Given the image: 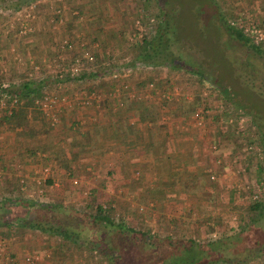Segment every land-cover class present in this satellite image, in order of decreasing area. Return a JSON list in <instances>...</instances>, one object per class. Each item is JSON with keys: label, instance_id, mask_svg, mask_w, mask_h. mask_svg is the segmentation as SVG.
<instances>
[{"label": "rangeland", "instance_id": "obj_1", "mask_svg": "<svg viewBox=\"0 0 264 264\" xmlns=\"http://www.w3.org/2000/svg\"><path fill=\"white\" fill-rule=\"evenodd\" d=\"M3 1L0 0V22H5L6 28L4 33H1L0 38L2 37L5 45L2 57L6 59V63H8L7 59L9 60L7 79L11 81L15 77H20L18 82L27 79L34 81L40 79L39 81H41V85L44 86L43 89H46V91L49 89L48 87H55L56 85L60 87L68 85L72 90H75V88L81 89L80 82L75 83V81L67 78H55L51 76L48 72V67H45L42 62V59H49L51 57L64 60L70 55L68 51L57 47V43L61 38L72 36L84 39L90 45L99 42V45L96 46H99L102 50L108 46L102 36L95 30V27L92 29L90 23H88L89 19L86 18H88L89 11L97 12L98 15L102 16L101 21H106L105 28L102 27L99 31L102 33L105 30L111 31L108 39L114 42L110 43L113 44L115 55L117 54L114 61H120L124 57L129 58L133 54V40L129 37L133 30L132 19L136 8L142 7L144 10L152 13L159 23L157 27L162 29L165 23L160 20L161 17L158 16V10H160L159 6L164 7L166 5V9L170 13L168 20L172 23L174 22L176 26L173 39L166 42L168 46L166 55L172 56L174 59H189L188 63L190 65L187 68H191L192 71L174 68L167 73L163 68L164 65L160 64L159 66H162V68H159L157 73L158 75H162L161 73L164 71V75L159 76V83L163 84L168 81L169 84L177 85L178 89H181L184 94L189 96V98L185 97V99L193 102L190 104L192 108L206 102L212 108L214 107L215 114L206 124L207 130L209 129L208 137L206 138L208 141L207 145L209 147L211 141L219 142L220 140L231 149V152L227 155L241 148V143L240 138L238 139L236 134H232L233 132L228 133L231 131V127L228 123H225L227 122L226 117L230 112L236 114L237 110L242 111L250 121V125H252L251 130L248 132L253 131L252 137L255 136L256 142L260 147L259 155L250 153V156L243 160V173L234 170L231 164L227 166L225 163L218 165L215 162V156H210V160H206V157H203L204 161L208 163V165L205 164L207 169L209 165L213 166L210 171L208 169L203 174L208 175V179L213 182L209 183V189H205L207 193L203 191V193H199L201 195H196L195 201L190 197L192 199L189 200H192L195 204H190V202L189 204L184 203L187 195H190L192 192L189 189H185L190 188V184L185 188H176L174 189L175 191H167L168 189H166L162 197H166L167 199L163 200V203H160L159 201L154 202L153 198H150V195L153 196L154 185L144 188H136L135 186L137 185L133 187L129 186L133 179H131V175L128 176L127 180L122 179L119 181V183L128 182V185L112 187V184L116 185V181H113L106 174L107 178L110 179L105 182L101 179L104 177L102 172L94 171L91 175L85 174V177V175L80 174L83 171L69 170L70 178H77V183H71L79 186H72L76 192L72 193L71 198L63 202V205L73 206L74 210L70 211V213L76 211L83 216L85 213L89 214V212L93 211L98 201L105 205L111 204L114 205V211H110L111 216L115 220L122 217V220L134 226L135 229L147 230L151 235L155 236L165 234L176 237L188 236L196 242H194L195 244L192 242L190 253L188 254L180 248V250L173 249L172 252H169L170 249L166 246H160V248L149 246L141 239L127 235L124 232L116 231L117 228L115 227L109 226L99 230L98 228L102 227L98 226L95 229L89 230L91 234L87 231L89 238H92V241L96 242L97 246L103 244L104 247L114 250L112 258L114 264H143V261L147 259L160 264H172L173 259L175 263H179L180 257L190 256L193 260V257H199L201 251L205 250L207 252L209 248L213 249L217 247L218 252L221 251L219 242L224 237H226V243L228 244L226 251L230 253L231 249L236 250L239 254L244 255V257L247 256L248 259L238 262L223 260L219 264H264V254L259 256L257 254L252 255L254 248H258L264 243V207L261 210L262 212L249 207V203L253 200L264 201V171L259 173L257 169L258 164H264V99L258 96L261 94L260 91L264 93V85L258 86L260 90L257 89L256 93L258 95L255 98L253 96L250 98L249 94L241 89V81L244 77L231 76V65L229 63L225 65L224 61L219 59L220 55L218 51L209 42L210 36L209 38H202L200 32L195 27V18L200 15L201 10L203 11V22L207 21L210 24V20L212 19L210 13H213L216 17L218 14L217 9H219L227 19H232V22L245 21L246 31L252 35L254 41L264 45V0H214L215 4L211 0H165V3H163L164 0H108L106 1L108 6L104 5L103 0H29L16 7L12 6L13 0H9L11 4L8 5H4ZM119 1L124 4H122L120 9L116 11V15L111 19V10L115 12V6H117V2ZM19 6L22 8L21 15H23V21L28 22L31 27L30 30L23 34L16 33L14 28V24H17L18 20H16L13 12ZM57 8L60 9L58 17L55 15V9ZM84 8L88 10L87 13ZM100 8L102 12H100ZM124 8L130 11V13H124L126 12ZM106 9L109 14L106 13ZM194 9L197 11L193 12ZM62 13H64V18L62 17ZM66 16L67 19H70V22L67 24L63 22ZM70 23L74 26L72 25L71 27ZM209 33L213 34L211 30ZM99 38L102 39L103 44L98 40ZM236 45L239 51L242 52L247 48L241 43H236ZM102 54L104 56V53ZM18 58H20V62L17 61ZM216 59L220 60L219 65L212 64L213 61L217 62ZM33 63L39 64L37 70L33 67ZM251 68L254 69L255 65L252 64ZM257 68L264 69V60H261V65L258 64ZM196 69L201 70L205 76L204 79L201 80L197 74L193 73V70ZM136 72L139 73L141 71ZM10 76L12 78H9ZM147 77L148 79H155V74H150ZM99 81L101 80L96 81L91 78L84 80L83 83L88 85ZM104 83L107 85L109 81L106 79ZM205 86L214 87L215 91L213 90V93H210L209 97L201 95ZM76 108L79 111L82 107ZM64 110L59 114L60 121L63 116L65 117V115L76 111L74 108H69L68 111L66 110L67 114L63 115ZM42 114L46 117L43 112ZM123 114L127 116V111L123 112ZM38 119L41 120L40 117ZM47 121L45 119L48 131V128L51 129L55 125L49 126V121ZM30 123L35 126L32 120H30ZM37 125L39 127L38 123ZM225 126L227 130L221 131L220 127L225 128ZM206 134L201 135L205 137ZM208 152H212L210 148ZM208 152H205L207 157ZM223 155L225 156V154ZM224 156L223 158H225ZM122 158H129L131 160V155H123ZM190 158L192 159V157ZM126 169L130 171L131 165L127 163ZM210 173L214 174V178H210ZM133 175L135 177L138 176L136 172H133ZM64 181L69 180L65 179ZM93 181L109 185V187L101 188L97 191L96 195L103 197L100 200L95 195H92L89 188L95 185ZM88 184H91V186ZM257 186L259 189L258 198H254L252 193L253 189H256ZM177 193L186 196L183 199ZM199 196L202 198L199 199ZM37 199L39 200L40 198L38 197ZM37 203L40 202L37 201ZM5 207L4 204L0 203V217L3 213L1 211ZM14 207L12 206L11 209H14ZM84 210H86L85 213L83 212ZM37 211L39 213L44 212L41 207H38ZM54 214L55 216H62V214ZM10 224H12L10 227L9 225L5 226L10 229H16V226H19L13 219H11ZM242 229L243 231H240ZM53 236L58 238L55 235ZM66 242L69 243V246L71 244L78 246L77 249L82 251L81 255L84 257L85 264H110L109 258L104 253H101L97 246L90 247L94 243H84L80 239L74 242L73 240ZM183 251H185L184 254H182ZM51 255L52 253L48 252V256L46 257L51 258ZM195 261L197 262L198 258L197 260H193V262ZM214 263L211 262V264Z\"/></svg>", "mask_w": 264, "mask_h": 264}, {"label": "crops", "instance_id": "obj_2", "mask_svg": "<svg viewBox=\"0 0 264 264\" xmlns=\"http://www.w3.org/2000/svg\"><path fill=\"white\" fill-rule=\"evenodd\" d=\"M106 1L108 0H103V3L108 6ZM122 4L124 3L121 1L117 2L115 12L111 10V19L116 15V11L120 9ZM85 11L88 12L87 9ZM55 15L58 17L59 13L55 12ZM84 16L86 17V15ZM62 17L64 18V13H62ZM101 17L90 18L88 16L86 19H89L88 23H90L92 29L95 27L98 34L102 36L105 43L108 44L106 46L108 48L105 47L102 50L99 46H96L99 45V42L91 45L87 43V45L92 48L93 63L95 61L96 65L106 67L108 66L107 63L115 60L117 54L114 53L113 44H110L114 42L108 39L111 31L105 30L103 33L99 31L102 27L105 28L106 25V21H104V24ZM69 20L66 16L63 22L67 24L70 22ZM5 28L6 23L0 22V33H4ZM76 40L78 41V39ZM98 40L102 44L104 43L101 38ZM4 46L1 37V56L4 54ZM75 50H78V47H75ZM102 53H104V56ZM3 60L6 68L0 74V81H8L9 60L7 59L8 63H6V59ZM164 70L168 73L166 67ZM150 74H155L154 80L159 89L173 86L168 81L160 84L158 78L164 75V71H162V75H158L157 70L151 69L143 70L142 73L134 72L131 75L130 81L133 88L140 93L147 91L146 85H140L138 81L139 78H143L145 81ZM143 75L144 77H142ZM9 78H12V76ZM18 79L20 77H15L11 81L18 82ZM103 80L106 79L103 78ZM108 85L107 83L106 87L94 88L99 92L97 104L83 106L79 111L74 107L76 111L71 114H67L68 109H66L67 111L64 110L63 115L67 114L68 116H63L62 120H59L54 127L48 128L46 143L37 147L34 151H28L22 145V134L17 118L13 121L9 120L8 116L10 114L5 109H0V203L6 206L1 211L3 213L0 219L10 217L14 220L10 216V209L15 205L14 202L18 198L26 197L36 202L43 201V203L49 204H63L66 200L68 201L72 193L76 192L72 186H79L71 183L69 170L83 171V173H80L83 176L85 174L91 175L94 171L102 172L105 179H101L107 182L110 178H107L106 174L109 177V168L116 164L122 174L131 175V179L133 178L129 186L137 185L136 188H144L154 185L153 196L150 195V198H153L154 202L159 201L160 203L167 199L162 197L166 189H168L167 191H175L176 188H185L189 184V180H194L192 186L195 185V191L187 195V199L185 198L186 195L177 194L182 196L181 198H185V204H189V202L195 204L189 199L193 198V201H195L196 195L203 193L208 188L209 183L213 182L208 179V175L203 174L204 171L207 172L208 169L210 171L213 167L209 165L207 169L206 165L208 163L203 159V157H206V160H210V156H214V153L208 152L209 147L206 138L209 129L207 130L206 127L205 131L201 132L193 124L190 114L194 107L192 108L190 105L192 102L189 99H185V97L189 98L188 95L180 89V94L172 95L164 101L157 100L153 94L151 97L139 99L125 97L123 104L120 106L112 98L104 97L105 91L109 88ZM41 86L44 88L43 85ZM48 88L47 91L42 89L43 92L57 91L59 94L69 95L72 91L68 85L58 89L52 86ZM136 102L154 105L158 112L156 120L151 118L138 119L134 108ZM16 107L17 104L12 108V111ZM125 111H127V114L131 112V118L129 117L131 125L122 128L123 135H119L120 130L117 119L124 115L123 112ZM2 116L3 118H1ZM45 119L48 120L47 117ZM30 120L34 122L36 127L38 126L37 123L40 126L41 120L37 117H30ZM49 126L52 125L49 124ZM204 133H207L205 137L201 135ZM215 137L218 138L216 135ZM201 138L202 140H200ZM216 142L219 145V152L225 154L226 157L231 149L220 140ZM205 152L209 153L208 157ZM123 155H131V160L129 158L123 159ZM196 157L198 158L196 159ZM127 163L131 165V173L126 169ZM44 166L48 168L46 179L43 183L36 184L34 178L40 175ZM84 169L89 170L84 171ZM133 172H136L138 176L135 177ZM20 178H24L23 189L19 188ZM65 179L69 181H64ZM115 181L116 185L112 184V187L128 185V182L119 183L120 179ZM94 183V186L88 184L91 186L89 188L93 187L98 191L101 188L109 187L107 183ZM80 187L82 188L81 184ZM205 192L207 193V191ZM29 193L32 195H28ZM101 198L103 197H98L99 200ZM201 198L199 196V199ZM206 199L208 198L206 197ZM175 201L177 202V200ZM10 225L12 224L9 223V227ZM9 227L0 225V230L6 231L2 236L7 237L8 250L11 255L16 257V264H24L22 256L31 252H38L40 255L33 264H85L84 257L81 255L82 251L77 249L78 246L73 244L69 246L68 242L55 238L53 233L23 226H16V229H10ZM48 252L52 253L51 258L46 257Z\"/></svg>", "mask_w": 264, "mask_h": 264}, {"label": "trees", "instance_id": "obj_3", "mask_svg": "<svg viewBox=\"0 0 264 264\" xmlns=\"http://www.w3.org/2000/svg\"><path fill=\"white\" fill-rule=\"evenodd\" d=\"M29 0H13L12 6L16 7L21 3L28 2ZM214 2V0H211ZM4 5L11 4L9 0L3 1ZM215 4V2H214ZM159 13L158 16H160V20L165 23V26L162 27V29H159L157 25L159 24L157 21H155V25L152 27L153 31L149 33L151 34H144L139 40L132 41L134 46H132L133 54L128 59V63L133 66L136 61L143 62V63H149V64H155L160 65L164 64L166 69L171 70L174 68H183L192 71L191 68H187V66L190 65L188 63L189 59L186 60L184 58L174 59V57H169L166 55L167 50V41L173 39V35L176 31L175 23L165 19L163 16V7L159 6ZM217 9V7H216ZM124 13H130V11H127ZM101 12V8H100ZM219 19L222 20L220 22V25L218 28L224 33L229 35L231 38L236 39L239 43L246 46L247 48L253 50L255 53H257L259 56H261L264 59V45H261L260 42L254 41L252 35L248 33L245 29V21H231L232 19H227L223 13L217 9ZM107 14H109L106 11ZM90 18H95L96 16H100L97 14V12L89 11L88 13ZM109 16V15H108ZM101 17V16H100ZM224 31H223V30ZM165 41V42H164ZM168 57V58H167ZM96 62L94 61L93 64ZM108 66L104 67L102 65H93V69L82 72L79 75H75L72 79L75 81V83H81L80 88L85 90H91L96 89L99 87H105V81L103 80L102 75H105L108 72V67L110 66V62L107 63ZM193 73L197 74L199 78L202 80L205 78L204 74L201 72V70L196 69L193 70ZM93 79V80H101L99 82H94L86 85L83 83L84 80L87 79ZM129 81L131 80V76L128 78ZM40 80V79H39ZM139 84H145V81L143 78H139ZM83 83V84H82ZM202 88V87H201ZM41 86V81H34V80H22L19 82L10 83L9 87L7 88L8 93L11 96H14L16 98V104L17 107L11 110L8 116L9 120H14L17 118L19 121V127L22 134V145L28 150V151H34L37 147L42 146L46 142V133L47 131V123L45 122V116L42 114L40 109L37 108V103H35V99L37 97H40L45 92H43ZM78 88H75V90ZM73 92V90L71 91ZM70 92V93H71ZM124 100V99H123ZM110 103V101H109ZM193 103V102H192ZM135 114L138 119L143 118H151L155 119L157 118V109L154 105H147L143 103H135ZM38 114V115H37ZM128 115V114H127ZM30 117L32 118H41V126L35 127L31 125L30 123ZM131 112L130 115H122L118 117L117 124L119 126V135H123V129L127 125L128 127L131 125ZM3 118V116L1 117ZM118 165H113L109 168L108 174L109 177L115 181V180H127L129 178L127 175L122 174L120 168H118ZM257 169L260 172L264 171V164L260 163L257 165ZM121 174V175H120ZM118 178V179H117ZM189 184L191 185L189 191H195V185L192 186L194 180H189ZM156 189V187H155ZM92 195H96L97 189L96 188H90ZM14 209H10V216L11 218H14V220L17 222L19 226L23 227H29V228H36L43 232H50L53 233L55 236H58V238L61 239V241H68L73 240L76 241L80 239V241L87 243L91 242L94 243L92 246H97V243L92 241V238H89L87 231L91 234L89 230L95 229L98 226L102 228H98L99 230L105 229L106 227H115L117 228L116 231L118 232H124L127 235H131L132 237L141 239L144 241L145 244L149 246H154L156 248H160V246H166L170 249L169 252H172L173 249L177 250H185L186 253H190V247L196 242L191 237H182V236H173L169 234L165 235H151L147 230L139 229L134 226H131V224L127 223L125 220H122V217H119L117 220H115L112 216L110 211H114V205L111 204H102V202L98 201L93 211L89 212V214L85 213L86 210L83 212L85 215L82 216V214L77 213L76 211L70 213V211H73V206H67L63 205L62 203H37L34 200L25 198H18L15 202ZM37 206V207H34ZM38 207H41L44 212L39 213L37 211ZM249 207L251 209H257L259 212L264 207V201L259 200H253L249 203ZM32 208V210H30ZM46 211V212H45ZM262 212V211H261ZM54 213L62 214L59 216H55ZM83 213V214H84ZM119 214V213H118ZM11 219L9 218H1L0 219V225H9ZM240 231H243L240 230ZM5 230H0V235L5 234ZM223 240L219 242V246L221 248V251L218 252L217 247L209 248L207 252L204 250L201 251V254L198 258V261L193 262V260H197L196 257H193V260L190 257H180L179 263H175L173 259L172 264H211V262H215L214 264L222 263L223 260L225 261H242L248 259L247 256L244 257V255L239 254L236 250H232L229 253V251H226L228 248V244L226 243L227 239L226 237L222 238ZM192 240V241H191ZM195 242V243H194ZM199 243V242H198ZM197 243V244H198ZM98 250L101 253H104L109 259L110 264H114L112 262V258L114 256L113 249L112 248H106L104 245L97 246ZM180 248V249H179ZM183 251L182 254L185 253ZM199 253V252H197ZM251 254V252H250ZM257 254L263 255L264 254V243L258 248H254L252 251V255ZM178 255V254H177ZM190 258V259H189ZM224 261V262H225ZM143 264H160L156 263L153 260L147 259L143 261Z\"/></svg>", "mask_w": 264, "mask_h": 264}, {"label": "built area", "instance_id": "obj_4", "mask_svg": "<svg viewBox=\"0 0 264 264\" xmlns=\"http://www.w3.org/2000/svg\"><path fill=\"white\" fill-rule=\"evenodd\" d=\"M21 11L22 8L19 6L15 8L13 12L16 20H18L17 24H14L15 31L18 34H23L31 28L28 22L23 21V15H21ZM55 11L59 13L60 9L57 8ZM155 21L156 19L152 13L144 10L142 7L136 8L132 19L133 30L129 38L133 41L139 40L145 33L148 34L152 30ZM76 39H78V41ZM76 39L71 36H66L58 41L57 47L70 53L66 59L59 60L56 57L42 59L45 67H48L47 69L51 76L55 78H67L70 80L75 75H79L82 72L93 69L92 48L88 47L89 45H87V41L84 39ZM75 47H78V50H75ZM128 59L129 58H124L120 61H110L108 72L105 75H102L103 78L109 81V88L105 91V98H112V100L116 101V104L120 105L123 103V99L125 97H135L136 99H139L151 97L153 94L157 100L164 101L168 100L172 95L180 94V89H178V87L175 85L169 86L166 89H159L154 79H145V85L148 89L147 91L141 93L136 91L131 85V81L128 79L134 72H142L143 70L146 71L151 69L158 70L159 68H162V66L138 61H136L133 66H131V64L128 63ZM19 60L20 58L17 59L18 62H20ZM33 67L37 70L39 68V64L33 63ZM5 68L4 60L0 55V74L5 70ZM163 68H165V65ZM142 77H144V75ZM10 83H12V81H0V109H5L8 113L11 112L12 108L16 104V98L11 96L7 90ZM59 87V85H56L54 88L58 89ZM213 90V86H205L201 92V95L203 94L209 97V94L213 93ZM98 99V90L76 89L73 90V92H71L69 95L59 94L57 91L45 92L43 95L35 99V103H37V107L46 115L49 124L56 125L59 121V114L64 109L97 104ZM214 114V107L212 108L211 105L206 102L195 106L191 111L190 116L192 118L193 124L199 129V131L204 132L206 123L210 121L209 119L213 118ZM223 115L225 116V114ZM226 118L227 122L225 123H228L231 127V131L228 133L233 132L232 134H236L237 138H240L241 148H238L230 155H226V157L219 152V145L216 141H211L209 143V148L212 153H214V156L216 157L215 162L218 165L225 163L227 166L231 164L234 167V170L243 173V160L248 158L250 153L259 155L260 147L256 142L255 136L252 137L253 131L250 133L248 132L251 130L252 125H250V121L242 111L237 110L236 114L230 112ZM220 128V130L223 132L227 130L226 126L225 128ZM223 156L225 158H223ZM47 174L48 168L46 166L42 167L40 175L34 178L35 183H43ZM209 176L210 178H214V174L212 173H210ZM71 181L73 183H77V178L74 177L71 179ZM23 186L24 178H20L19 188L23 189ZM258 192L259 189L257 186L256 189H253L252 196L254 198H258ZM28 195L32 194L29 193ZM39 256L40 255L38 252L25 253L22 256V261L24 264H33L39 258ZM11 262L16 264L17 259L14 255H11V252L8 250L7 237L0 235V264H10Z\"/></svg>", "mask_w": 264, "mask_h": 264}, {"label": "flooded vegetation", "instance_id": "obj_5", "mask_svg": "<svg viewBox=\"0 0 264 264\" xmlns=\"http://www.w3.org/2000/svg\"><path fill=\"white\" fill-rule=\"evenodd\" d=\"M165 2L166 1L164 0L163 3ZM196 11L197 10L194 9L193 12ZM163 12H164L163 16L165 17V19L168 20L170 13H168V10L166 9V5H164L163 7ZM202 15H203V11L201 10L200 15L195 18V27L200 32V36L202 38H209L210 36L209 42H211L214 45L215 50L218 51L220 55L219 59L224 61L225 65L228 63L231 65V74H232L231 76L244 77V79H242L243 82L241 81L242 83L241 89L245 90L249 94L250 98L251 96L255 98V96L258 95L256 93L258 86L260 87L264 85V69L257 68L258 64L261 65V60L264 59L249 48H246L244 52L239 51V48H237L238 46L236 45V43L239 42L236 39L231 38L229 35L224 34L218 28L220 22L222 21L219 19L218 14L215 17L213 13L212 14L210 13V16L212 15L210 24L207 23V21L203 22ZM214 17L215 19H213ZM210 30L211 32H213V34L209 33ZM235 40L236 42H234ZM219 59H216L217 61L216 63L213 61L212 64L219 65L220 64ZM252 64L255 65L254 69L251 68ZM260 93L261 94H259L258 96L264 99V93L262 91H260Z\"/></svg>", "mask_w": 264, "mask_h": 264}]
</instances>
